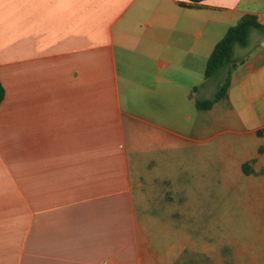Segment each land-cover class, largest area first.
Returning <instances> with one entry per match:
<instances>
[{"label": "crops", "instance_id": "crops-1", "mask_svg": "<svg viewBox=\"0 0 264 264\" xmlns=\"http://www.w3.org/2000/svg\"><path fill=\"white\" fill-rule=\"evenodd\" d=\"M247 14L264 0H0V264H264V28L196 106ZM179 159L246 192L239 230H170Z\"/></svg>", "mask_w": 264, "mask_h": 264}, {"label": "rangeland", "instance_id": "rangeland-1", "mask_svg": "<svg viewBox=\"0 0 264 264\" xmlns=\"http://www.w3.org/2000/svg\"><path fill=\"white\" fill-rule=\"evenodd\" d=\"M179 161L171 168L167 167L163 177H172L173 181H176L175 186L178 185L177 183H182L186 189L159 190L158 195L162 193L166 195L158 200L161 205L156 202L159 214L177 215L174 217V227L171 225L170 230L174 233L188 232L191 242L198 241L199 235H202L201 231H206L207 234L213 236L215 232L226 233L236 227L239 230L240 222L234 221L235 218L230 214L239 212L236 202L239 197L246 198V192L243 195L244 191L237 190L236 187L224 181L223 175L212 174L207 166H198L197 162L194 164L191 162L186 169L187 161L184 159H179ZM144 176L146 179L142 184L150 186L148 180L150 175ZM150 191L149 189L142 190V193L148 195ZM152 209L154 210L153 207ZM176 219L184 221L176 223L178 222Z\"/></svg>", "mask_w": 264, "mask_h": 264}, {"label": "trees", "instance_id": "trees-1", "mask_svg": "<svg viewBox=\"0 0 264 264\" xmlns=\"http://www.w3.org/2000/svg\"><path fill=\"white\" fill-rule=\"evenodd\" d=\"M191 5H197L206 0H187ZM258 23L255 15L247 14L242 17L237 25L231 27L221 41L215 46L208 59L205 77L207 79L216 76L222 69L229 68V72L220 85L212 99H197L196 106L201 110H208L213 105L225 97L231 84V68L236 65L234 50L236 46L246 47L249 44L250 34L254 29H263ZM5 99V88L0 81V105ZM246 171V167H245Z\"/></svg>", "mask_w": 264, "mask_h": 264}]
</instances>
